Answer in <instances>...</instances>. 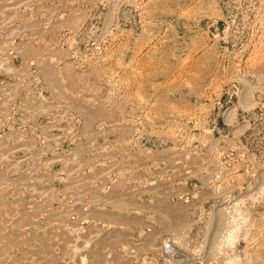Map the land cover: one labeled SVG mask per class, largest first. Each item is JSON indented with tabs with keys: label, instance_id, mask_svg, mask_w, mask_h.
I'll use <instances>...</instances> for the list:
<instances>
[{
	"label": "rangeland",
	"instance_id": "obj_1",
	"mask_svg": "<svg viewBox=\"0 0 264 264\" xmlns=\"http://www.w3.org/2000/svg\"><path fill=\"white\" fill-rule=\"evenodd\" d=\"M0 264H264V0H0Z\"/></svg>",
	"mask_w": 264,
	"mask_h": 264
}]
</instances>
